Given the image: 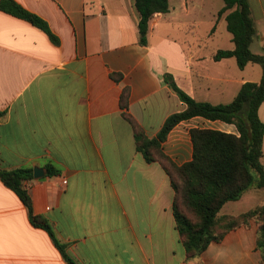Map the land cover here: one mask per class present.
Wrapping results in <instances>:
<instances>
[{
  "label": "crops",
  "instance_id": "obj_1",
  "mask_svg": "<svg viewBox=\"0 0 264 264\" xmlns=\"http://www.w3.org/2000/svg\"><path fill=\"white\" fill-rule=\"evenodd\" d=\"M15 1L44 19L56 41L0 10V169H44L26 184L34 214L48 221L76 264H262L256 219L187 257L170 178L138 151L121 107L128 89V113L153 138L187 108L165 73L188 96L213 105L261 80L258 64L240 69L235 58H214L235 47L232 34L225 49L218 37L223 21L227 28L228 12L218 17L224 2L212 8L210 0H170L169 12L151 19L145 45L134 0ZM248 3L257 31L251 50L263 54L264 0ZM259 115L264 121V103ZM193 128L238 135L219 120L180 122L162 144L177 166L193 159ZM48 167L58 174L49 176ZM0 264H70L1 179Z\"/></svg>",
  "mask_w": 264,
  "mask_h": 264
},
{
  "label": "trees",
  "instance_id": "obj_2",
  "mask_svg": "<svg viewBox=\"0 0 264 264\" xmlns=\"http://www.w3.org/2000/svg\"><path fill=\"white\" fill-rule=\"evenodd\" d=\"M223 2L224 7L218 17L228 12L225 20L235 47L233 50H219L214 58H235L240 69L248 64H258L263 70L261 80L243 84L230 103L213 105L194 100L177 86L172 75L165 73L166 83L186 103L187 108L168 117L157 137L153 138L148 137L128 113V89L123 90L121 107L124 109V118L133 127L138 151L148 163H160L170 178L175 191L174 215L187 257H199L210 243L222 241L229 231L248 226L251 219H256L259 223L258 247L264 264V205L238 216H219L228 202L240 200L252 188H264V121L259 115L264 103V53L256 54L251 50L257 31L248 0ZM134 4L140 16L139 29L143 35L141 42L146 45L151 19L157 13L169 12L170 0H134ZM0 10L29 21L56 41L49 24L17 1L1 0ZM112 77L118 81L120 75L112 74ZM194 117L234 124L238 135L213 129H191L193 159L177 166L163 152L162 144L174 127ZM47 172L49 176L58 174L51 167H48ZM0 179L20 197L28 209L32 224L45 229L64 258L70 264H76L67 254V246L57 239L48 221L34 214L26 188V184L34 179L33 169H0Z\"/></svg>",
  "mask_w": 264,
  "mask_h": 264
},
{
  "label": "rangeland",
  "instance_id": "obj_3",
  "mask_svg": "<svg viewBox=\"0 0 264 264\" xmlns=\"http://www.w3.org/2000/svg\"><path fill=\"white\" fill-rule=\"evenodd\" d=\"M212 8H219L223 5L222 0H210ZM201 31H203V27H201ZM220 44L223 45L224 49L230 46V38L231 33L227 30L226 24L223 21L222 25L219 28L218 34ZM215 42H212L211 45H214ZM259 66V65H256ZM262 68V67H261ZM264 202V188L258 189L254 188L249 193L245 194V196L240 201H233L226 205L225 209H223L219 216H225L227 214H236L248 211L249 209L255 207Z\"/></svg>",
  "mask_w": 264,
  "mask_h": 264
},
{
  "label": "water",
  "instance_id": "obj_4",
  "mask_svg": "<svg viewBox=\"0 0 264 264\" xmlns=\"http://www.w3.org/2000/svg\"><path fill=\"white\" fill-rule=\"evenodd\" d=\"M44 175H45V171L43 168L39 166L34 167V179H40L44 177Z\"/></svg>",
  "mask_w": 264,
  "mask_h": 264
}]
</instances>
